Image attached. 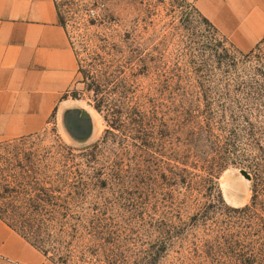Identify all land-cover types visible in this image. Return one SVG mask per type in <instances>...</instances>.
<instances>
[{
    "label": "rangeland",
    "instance_id": "1",
    "mask_svg": "<svg viewBox=\"0 0 264 264\" xmlns=\"http://www.w3.org/2000/svg\"><path fill=\"white\" fill-rule=\"evenodd\" d=\"M55 2L75 46L90 18L83 8L90 5L91 12L110 17L119 43L126 32L132 33L133 40L124 46L133 45L136 58L133 68L114 72L119 79L98 94L89 87L91 81L78 75L35 138L43 146L72 147L80 153L108 129L119 133L112 127V116L106 118L96 109L101 97L111 105L142 103L146 116L144 125L131 124L137 129L132 134L136 139L109 134L99 148L103 169L97 181L104 187H94L84 211L122 219L164 217L169 226L185 233L190 250L211 227L204 224L202 212L220 196L225 211L212 214L222 236L220 260L230 252L229 233L238 241L231 251L240 252L241 238L250 236L258 253L256 264H264V220L238 218L242 213L227 209L250 205L264 218V41L250 58L242 57L185 0ZM85 119L90 121L88 132L89 127L80 123ZM255 194L259 198L253 204Z\"/></svg>",
    "mask_w": 264,
    "mask_h": 264
},
{
    "label": "trees",
    "instance_id": "2",
    "mask_svg": "<svg viewBox=\"0 0 264 264\" xmlns=\"http://www.w3.org/2000/svg\"><path fill=\"white\" fill-rule=\"evenodd\" d=\"M91 8L90 5L83 8L90 18L84 23L85 32L78 46L69 37L78 59V75L84 82L91 81L89 87H95L98 94L119 79L114 72L122 74L126 68H133L136 49L133 45L124 46L133 40L132 33L126 32L119 43L120 34L110 17H100ZM235 48L245 58L255 51L244 53ZM109 57H118L119 61L106 59ZM116 63L119 66L115 67ZM104 73L109 74L103 77ZM143 106L142 103L111 105L103 97L96 99L95 104L106 118L112 116V127L125 139H136L132 134L137 129L131 124L144 125L146 116L140 110ZM119 133L108 129L99 142L80 153L72 147L43 146L35 134L0 141V219L55 264H256L258 253L250 236L241 238V251L235 253L230 247L238 241L235 237L231 240L229 233L226 244L230 252L220 260L222 236L218 219L212 216L221 208L225 211L220 196L204 208L202 220L211 227L196 238L190 250L186 248L185 233L169 226L164 217L136 215L122 219L102 212L86 213L84 205L89 193L94 187H104L97 181L103 169L99 148L109 134L119 137ZM199 158L207 160L202 155ZM258 198L255 194L252 203H257ZM227 209L242 213L238 218L264 220L250 205ZM230 228L231 225L226 230Z\"/></svg>",
    "mask_w": 264,
    "mask_h": 264
},
{
    "label": "crops",
    "instance_id": "3",
    "mask_svg": "<svg viewBox=\"0 0 264 264\" xmlns=\"http://www.w3.org/2000/svg\"><path fill=\"white\" fill-rule=\"evenodd\" d=\"M243 52L264 40V0H185ZM55 0H0V141L42 131L78 78ZM0 264H55L0 219Z\"/></svg>",
    "mask_w": 264,
    "mask_h": 264
},
{
    "label": "water",
    "instance_id": "4",
    "mask_svg": "<svg viewBox=\"0 0 264 264\" xmlns=\"http://www.w3.org/2000/svg\"><path fill=\"white\" fill-rule=\"evenodd\" d=\"M82 125H84V126H88L89 128H88V130H87V132L90 130V121L89 120H82L81 122H80ZM242 173H243V175H245L248 179H251V175L247 172V171H245V170H243L242 171Z\"/></svg>",
    "mask_w": 264,
    "mask_h": 264
}]
</instances>
